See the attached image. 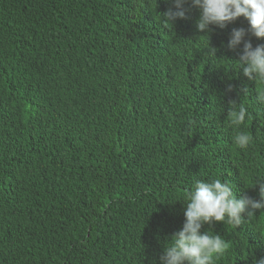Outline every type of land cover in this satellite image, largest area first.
<instances>
[{"label":"trees","instance_id":"1","mask_svg":"<svg viewBox=\"0 0 264 264\" xmlns=\"http://www.w3.org/2000/svg\"><path fill=\"white\" fill-rule=\"evenodd\" d=\"M184 7L171 29L174 0H0V264H160L196 179L259 200L262 86L228 48L248 22L208 39ZM242 101L247 150L227 123ZM244 219L202 227L229 241L215 264L264 258V209Z\"/></svg>","mask_w":264,"mask_h":264},{"label":"clouds","instance_id":"2","mask_svg":"<svg viewBox=\"0 0 264 264\" xmlns=\"http://www.w3.org/2000/svg\"><path fill=\"white\" fill-rule=\"evenodd\" d=\"M187 2L174 0L175 10L169 9L164 13L160 23L163 26L170 25L172 29L176 20L187 19L189 9L184 7ZM191 4L199 11L196 30L204 34L200 37L207 36L209 39L210 26L224 29L241 17L248 22L247 29H233L228 48L235 50L243 44L239 61L232 63L243 70V75L249 81L262 86L255 99L264 109V44L253 47L251 40L246 39H264V0H191ZM206 49L209 61L217 59V50L210 47V40ZM228 90L232 91V88ZM243 101L239 104L230 103L227 123L233 131L234 147L247 150L253 142V136L244 129L253 116ZM257 116L264 119V113L259 110ZM256 186L259 187V200L247 196L238 199L234 194V185L229 181L222 182L219 177L207 181L196 179L190 190H186L184 201H181L185 206L182 229L165 243L159 258L160 264H215L225 254L229 241L212 231L202 232V227L220 222L235 230L245 223V216L252 220L256 211L264 209V175H253L251 187ZM256 264H264V258Z\"/></svg>","mask_w":264,"mask_h":264}]
</instances>
